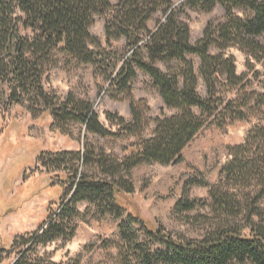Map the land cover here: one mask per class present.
Wrapping results in <instances>:
<instances>
[{"label": "trees", "instance_id": "obj_1", "mask_svg": "<svg viewBox=\"0 0 264 264\" xmlns=\"http://www.w3.org/2000/svg\"><path fill=\"white\" fill-rule=\"evenodd\" d=\"M218 4L225 7V20L211 23L193 44L190 27L180 18L183 8L211 11ZM236 8L251 14L238 16ZM159 12L162 18L151 28ZM100 15H106V46L90 31ZM263 36L264 0H185L179 8L173 0H0L1 96L9 93L17 103L28 102L31 111L43 106L53 117L52 127L62 134L81 124L102 138H137L123 148L122 156L89 139L82 149L40 153L37 165L52 176L51 184L62 188V201L37 231L14 239L11 250H19L14 264H80L46 261L38 248L71 241L89 214L121 220L118 240L104 241L117 251L116 264H264V126H253L243 142L229 147L217 183L186 181L176 209L192 211L201 205L211 210V218L202 217L209 224L202 238L153 226L120 200L136 192L135 168L178 164L202 130L249 121L264 106V87L254 90V81L261 82L262 76L255 65L264 67ZM120 40L126 51L121 55L113 49ZM232 47L246 55L250 78L237 72L235 56L228 53ZM57 53L102 72L110 90L129 99L132 119L107 112L106 119L117 127L112 131L90 101L74 94L61 99L47 91L44 76ZM192 56L199 58V66ZM139 70L149 75L173 114L162 110L156 118L147 116L146 101L132 95ZM201 79L205 96L199 91ZM151 123L152 134L146 138ZM195 185L209 188L210 201L189 199Z\"/></svg>", "mask_w": 264, "mask_h": 264}, {"label": "rangeland", "instance_id": "obj_2", "mask_svg": "<svg viewBox=\"0 0 264 264\" xmlns=\"http://www.w3.org/2000/svg\"><path fill=\"white\" fill-rule=\"evenodd\" d=\"M182 1L173 0L178 8L185 0ZM111 2L117 4L118 0ZM234 12L241 17L251 14L250 10L243 8H236ZM225 16V7L218 4L211 11L185 6L180 18L189 25L191 41L195 44L211 23L217 25L225 20ZM161 18L159 12L150 22V27L154 28ZM105 20L106 15L98 16L90 28L103 46H106ZM261 40L264 41V36ZM113 49L120 55L125 53V41L113 42ZM211 52L217 53V50L212 48ZM228 53L235 56L237 72L250 78L252 73L248 69L246 55L238 47H232ZM192 59L199 66V58L192 56ZM255 67L262 71V76L261 82L254 81V90L261 91L264 87V67L261 64ZM44 86L61 99L74 94L90 101L101 122L112 131H116L117 127L106 119L107 112L117 113L128 121L132 119L129 99L110 90L105 75L91 64L77 65L57 53L56 62L45 73ZM199 91L206 95L202 79ZM132 95L137 101H146L150 109L147 112L149 118L160 116L162 110L166 115L175 112L165 106L149 75L140 70L133 82ZM52 123V115L45 112L43 106L31 111L28 102L17 103L9 98V93L0 94V264H14L19 257L18 249L11 250L14 239L37 231L61 204L62 188L51 184L52 176L42 172L41 166L37 165L41 152L82 149L85 139H89L108 152L122 156L123 148L137 141L136 137L102 138L89 134L81 124L70 125L62 134L52 127ZM258 125L264 126V106L254 111L249 121L207 127L185 149L182 162L173 165L144 164L135 168L133 181L136 192L122 195L121 202L153 226L160 224L177 236L202 238L209 229V224L202 217L211 218V210L201 205L192 211L179 212L176 209L184 198L186 181L196 179L217 183L221 168L228 160L229 147L243 142L248 131ZM153 127L151 123L143 136L150 137ZM189 199L210 201L209 188L193 186ZM87 207V202L80 205L83 212ZM92 215L83 216L71 241L60 239L40 246L38 255L46 261L116 264L117 251L108 249L104 241L118 240L121 220L111 215L101 219Z\"/></svg>", "mask_w": 264, "mask_h": 264}, {"label": "water", "instance_id": "obj_3", "mask_svg": "<svg viewBox=\"0 0 264 264\" xmlns=\"http://www.w3.org/2000/svg\"><path fill=\"white\" fill-rule=\"evenodd\" d=\"M183 1H184V0H183ZM183 1H182V2H183ZM180 3H181V2H180ZM180 3H178V4H180ZM178 4H177V5H178Z\"/></svg>", "mask_w": 264, "mask_h": 264}]
</instances>
